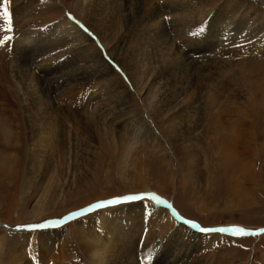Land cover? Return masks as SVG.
Masks as SVG:
<instances>
[{
    "label": "bare ground",
    "instance_id": "1",
    "mask_svg": "<svg viewBox=\"0 0 264 264\" xmlns=\"http://www.w3.org/2000/svg\"><path fill=\"white\" fill-rule=\"evenodd\" d=\"M32 1L25 0V3L29 5ZM49 2L43 3V14L34 19L37 27L25 33H12V42L7 44L6 65L2 62L0 46V85L7 101L3 99L4 108L0 110L2 137L9 142L19 137L16 128L21 120L15 125L13 121L18 120H10V117L22 111L28 131V162L22 174V189L31 198L38 197L34 211L45 210L42 206L48 198H59L66 190L73 193L78 189L81 173L77 171L85 168L78 157L89 156L96 145L105 144L103 140L113 145L116 138L110 135V127H128L133 123V136L139 137L143 132L136 128L142 119L136 107L129 103L128 83L152 111L161 118H168V141L173 145L178 143L183 160L190 164L193 157L186 139L204 142L208 134L200 127L205 121L202 112L209 107L208 95L216 91L210 84L211 77L223 67L221 65L236 71L238 64L244 66L249 59L264 58V21L257 23L249 14L236 18L245 7L244 0H80L82 15L88 23L80 29L76 20L58 15L60 6L57 8L56 2ZM217 23L219 30L214 27ZM201 38L207 42L206 47ZM25 39L32 42L31 47L23 43ZM161 41H164L161 54L150 58L141 52L145 44H150L148 50L152 51V44ZM106 52L111 62L123 70L127 81L104 59ZM165 60L169 61V66L162 71ZM170 71L179 73H168ZM225 74L230 73L225 71ZM232 81L235 80L226 77L213 97L223 101L222 105L237 104L233 109L237 114L233 115L244 117L245 105L238 99L228 100L230 95H239L240 91L237 87L227 95ZM85 82L90 86L79 96ZM155 87L159 91H155ZM119 92L122 98L118 97ZM5 105L11 107V114ZM196 116L201 120H192ZM243 117L241 119H245ZM219 120L216 138L223 149L233 150L232 141L240 136L239 129L236 123L223 121L225 118ZM226 122L230 127L225 134ZM150 130L152 128L146 133ZM154 134L157 133L154 131ZM154 134L138 139L156 145L159 141ZM202 161V157L195 160L197 168H201ZM11 170L1 173L5 174L6 181H13V175L19 174L16 169ZM169 208L178 218L177 211ZM169 211L146 201H136L103 213L101 231L93 234V238L89 236L90 243H86L93 250L92 264H156L155 251L164 247L174 249L176 263L179 254L175 251L179 245H173V241L185 243L184 238L191 239L188 249L193 247L194 250L186 253L185 246L181 245L185 250L181 263L190 264L194 254L197 257L194 252L202 247L200 241L205 234L191 233L192 230L179 223ZM45 224L53 226L29 231L17 228L10 236H3L4 240L0 241L2 263L17 264L18 252L24 250L30 254L36 250L40 256L44 253L40 259L44 264L51 259L58 263L60 259L64 261L72 249L68 234H63V227H58L59 220ZM140 246L142 251H139ZM45 252L49 253L48 261Z\"/></svg>",
    "mask_w": 264,
    "mask_h": 264
},
{
    "label": "rangeland",
    "instance_id": "2",
    "mask_svg": "<svg viewBox=\"0 0 264 264\" xmlns=\"http://www.w3.org/2000/svg\"><path fill=\"white\" fill-rule=\"evenodd\" d=\"M49 1H52V4L56 2L57 8L60 6L58 15L76 20L78 29L83 27L81 24L87 26V20L82 15L80 0H33L29 5L25 3V0H9L8 7L12 13V30H7L5 27L6 21L3 17H0V39L4 36L11 37L14 31H21L22 33L32 31L38 25L34 19L43 14V7L46 3L50 4ZM222 1L219 0V2ZM244 2L246 3L245 7L237 14L236 18L249 14L253 17V21L257 19V23L259 21L263 22L264 0H244ZM2 9L3 0H0V11ZM16 15L18 16L16 17ZM214 27L219 30L218 23ZM26 40V43H23L28 48L31 47L32 42ZM9 41L0 44L4 56L2 62L5 65L8 62L6 59L9 57L7 44H11L12 40ZM200 41H203L206 47L207 42L205 39L201 38ZM163 45L164 41L153 43V50L149 51L150 44H145V48L141 52L145 57L151 58L161 54ZM105 56H109L108 52ZM104 59L109 62L106 57ZM253 59L252 61L249 59L244 66H241L242 64L236 66L239 70L241 67L243 68L242 71L240 70L241 73L239 70L235 71L226 65H221L223 67L215 72L214 77H211L210 84L216 87V91H212V94L208 95L209 107L207 106V110L202 112L205 121H202L200 127L207 130L208 134L206 138L204 136L200 137V139L204 137V142H197L194 138L191 140L186 139L193 157L191 165L183 160L181 150L178 149V143L173 145L168 141V135L170 134L168 127L170 121L168 118H161L156 112L152 111L147 101L128 83L130 87L129 103L136 107L135 110L142 119L138 121L136 128H141L143 132L139 134V137L133 136L131 130L133 123L128 127H110V130H112L110 135L116 138L113 145L109 141L103 140L105 144L102 147L96 145L95 150L90 153L91 156L78 157V160L85 165L82 171H77L78 174L81 173V175H77L81 179L78 189L74 190L73 193L66 190L59 198L56 197L52 200L48 198L49 200L42 206V209L45 210L42 211H34L38 197L31 198L22 189L24 181L22 174L28 162V142L26 139L28 131L25 129L24 115L19 110L18 116L13 115L12 118L10 117V120H18L13 121L15 125L21 120L18 128H16L19 137L15 141L9 142V140L2 137V127L0 126V175L2 176L10 168H12V172L18 170L19 173L17 174L18 178L15 174L12 177L13 181L16 180L15 183L11 179L6 181L4 179L5 174L2 177L0 176L4 180L0 179V241L4 240L3 236H10V234L15 233L18 226L47 223L48 221L56 222L66 216L71 218V221L65 222V225L61 224L62 221H59L58 227H63V234H68L66 236H68V243H71L72 249L67 258L64 261L60 259L59 263L54 259L48 261L47 255L49 253L45 252L47 264H92L90 258H93V250L89 249L90 245L87 246L86 243H90L89 236L93 238V234L98 235L96 232L101 231L100 219L103 213L117 210L136 201L159 204L151 201L149 196H145L141 200L122 198L127 195L141 193H147L154 197H157V194L162 196L177 211L178 218L175 217L174 211L172 213V209L169 207L157 206L170 210L177 220L181 215L187 220L198 222L203 228H231L236 226L242 227L246 231L264 228V58ZM110 65L119 73L122 80L127 81L123 70L117 69V66L112 62ZM167 66H169V61L165 60L161 70L165 71ZM225 71H229L230 74H225ZM168 73L178 74L179 71ZM226 77L235 80L229 85L227 95L234 92L237 87L240 90L238 91L239 95H230L228 100L238 99L239 103L245 105L244 112H247V114H244V112L243 114L246 120L241 119L243 116L238 118L237 115H233V113L237 114L233 110L235 104L230 103L231 106L227 103L222 105L223 101L213 97L226 82ZM85 84L86 86L84 85L83 89L80 88L82 90L78 92L79 96L81 92L84 94L90 86L87 82ZM1 88L0 85V110L4 108V100L6 101V94L2 92ZM154 89L159 91V88L155 87ZM118 97L122 98L120 92ZM221 99L224 100V98ZM122 104L126 105L124 101H122ZM16 108L18 109V107ZM6 109L11 114V107L6 106ZM198 111H195V113ZM238 114L240 115L239 112ZM218 116L220 119L225 118L223 121L236 123L239 129L240 136L232 141V144H234L233 150L227 147L223 149L221 141L216 138L218 137L216 126L221 123ZM192 120L201 119L196 116ZM226 124L224 128L226 130H223L225 134L230 127L227 122ZM148 128H152L153 132L150 130L149 133H146L149 131ZM154 131L157 134H154ZM151 133L159 141L158 144L151 145L150 142H140L141 138L149 136ZM187 135L188 133L184 134L183 139ZM201 157L203 158L201 168H197L194 164L195 160H199ZM19 175H21V178H19ZM113 199L118 202L105 205L96 211L84 213L81 216L72 215L91 204ZM178 222L182 223L180 220ZM187 227L192 230L191 233L193 234H205V237L201 238L200 241L203 248H197L194 252L197 257L194 254V258L189 261L190 264H264V233L257 236L249 232L247 235L238 236L232 232L205 233L192 229L193 226L190 224ZM86 239L87 242H85ZM186 239H183L185 243H179L175 239L173 241V245H179L177 251H175L177 255L179 254V258L176 257V263L173 260L175 256L174 249L164 247L155 251L157 252L156 264H172L173 262V264H182V256L184 255L182 251H185L183 249H186V253L194 250L193 247L188 249L191 239ZM181 245L185 247L181 249ZM141 247H139V251H142ZM179 247L181 254L179 253ZM2 251H0V264H3ZM18 255L17 264H20V262L21 264H44L40 261L44 253L40 256L41 254L36 250L35 252L31 251V254L30 251L29 253L25 250L19 251ZM168 257L172 259L166 260Z\"/></svg>",
    "mask_w": 264,
    "mask_h": 264
},
{
    "label": "snow or ice",
    "instance_id": "3",
    "mask_svg": "<svg viewBox=\"0 0 264 264\" xmlns=\"http://www.w3.org/2000/svg\"><path fill=\"white\" fill-rule=\"evenodd\" d=\"M8 3L9 0H3V9L2 11H0V17H3L4 21H6V25L5 27L7 28V30L11 31L12 30V13L9 10L8 7ZM204 29H201V32H203ZM12 38L9 36H4L2 39H0V44L5 43L6 41L11 40ZM129 199H138V197H130ZM118 201L116 200H110V201H102V202H98L94 205H91L89 208H85L80 210L79 212L73 213V216H81L84 213H88L93 211L94 209H99L104 207L105 205H111V204H115ZM68 217H65V220H67ZM187 223L191 224L194 228L195 227H199V225H197L194 221H188ZM48 225L45 223H37V224H31V225H22V226H18V228L20 230H24V229H43L46 228ZM200 231L205 232V233H210V232H229L231 231L234 235H238V236H244L247 235L248 232L242 228V227H236L233 226L231 228H200ZM260 232H264V229L259 230ZM254 235L257 233H253Z\"/></svg>",
    "mask_w": 264,
    "mask_h": 264
}]
</instances>
